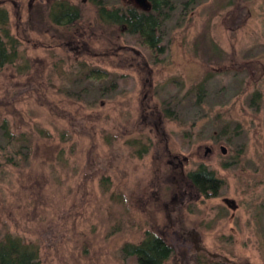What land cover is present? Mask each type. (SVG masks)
I'll return each instance as SVG.
<instances>
[{
    "label": "rangeland",
    "instance_id": "obj_1",
    "mask_svg": "<svg viewBox=\"0 0 264 264\" xmlns=\"http://www.w3.org/2000/svg\"><path fill=\"white\" fill-rule=\"evenodd\" d=\"M31 1L0 0L15 56L0 67V239L37 246L40 264H128L121 248L148 231L177 249L164 264H189L178 221L210 256L264 264V0H176L154 64L88 0H67L83 18L60 35L27 25ZM126 6L145 7H106ZM91 69L115 90L85 91ZM200 166L214 197L182 192Z\"/></svg>",
    "mask_w": 264,
    "mask_h": 264
},
{
    "label": "trees",
    "instance_id": "obj_2",
    "mask_svg": "<svg viewBox=\"0 0 264 264\" xmlns=\"http://www.w3.org/2000/svg\"><path fill=\"white\" fill-rule=\"evenodd\" d=\"M146 5L142 9L132 6H126L120 9H107L108 0H88L89 4L95 8V18L99 24L114 25L127 34L134 41L137 49L141 51L139 57L145 58L151 64L157 63L158 59L164 54L165 48L162 44L164 24L170 19L172 13L176 10V0H144ZM38 2V3H35ZM55 2V1H54ZM191 0H186L182 4L184 8ZM83 3V2H82ZM32 4V5H31ZM28 10L29 20L27 25L33 26L35 20L41 24H49V31L55 35H60L59 30L71 29L75 23L83 18V14L77 5H70L67 0H56L53 5H49L45 0H32ZM70 44L68 43V45ZM9 56L5 45L0 40V67L5 63H12L15 56ZM86 91L94 87L98 91L105 89L115 90L114 79L99 69H91L86 75ZM96 81V82H91ZM82 89V90H83ZM162 132V130H160ZM182 141L186 136H181ZM145 153V152H144ZM172 151L167 152L164 158L167 162L171 160ZM182 192L196 193L204 198L214 197L222 187V182L215 178L214 174L204 167L200 166L197 170L188 172L184 175L180 183ZM180 206L174 210V214L182 209L188 198L184 193ZM193 198V197H192ZM172 230L179 232L183 238L180 248L187 252L191 249L192 261L189 264H235L227 260H220L215 256H210L204 250H201L192 242L191 231L183 229L176 223L172 224ZM189 238L191 240H189ZM177 249L170 246L161 236L151 232H145L142 241L139 244L126 243L121 248V254L128 264H164L170 257L175 255ZM181 252V251H180ZM0 264H40L39 250L37 246L26 244L23 239L10 233L4 234L0 239Z\"/></svg>",
    "mask_w": 264,
    "mask_h": 264
},
{
    "label": "water",
    "instance_id": "obj_3",
    "mask_svg": "<svg viewBox=\"0 0 264 264\" xmlns=\"http://www.w3.org/2000/svg\"><path fill=\"white\" fill-rule=\"evenodd\" d=\"M138 2H140V3H144V5H146V3H145L144 0H138Z\"/></svg>",
    "mask_w": 264,
    "mask_h": 264
}]
</instances>
